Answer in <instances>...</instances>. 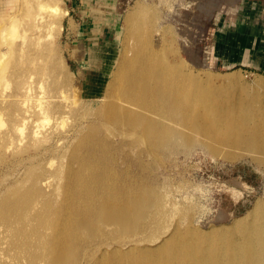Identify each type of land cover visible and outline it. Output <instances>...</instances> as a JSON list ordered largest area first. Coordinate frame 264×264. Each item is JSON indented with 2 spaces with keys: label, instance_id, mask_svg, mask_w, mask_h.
I'll list each match as a JSON object with an SVG mask.
<instances>
[{
  "label": "bare ground",
  "instance_id": "1",
  "mask_svg": "<svg viewBox=\"0 0 264 264\" xmlns=\"http://www.w3.org/2000/svg\"><path fill=\"white\" fill-rule=\"evenodd\" d=\"M149 9L138 4L131 11L126 20L134 21L129 41L122 44L120 58L114 62L115 68L99 95L102 103L88 110L92 109L95 118L101 116L127 126L126 136L132 133L135 139L155 148L202 136L209 140L207 145L215 155L233 160L248 154L264 161V113H257L250 102H243L241 93L234 95L228 90L237 88L236 73L222 77L229 83H215L216 78L210 74L205 78L192 72L178 54L169 28L160 26L157 17L146 19ZM69 14L61 0H17L15 7L4 10L0 37L5 47L0 49V62L9 52L39 55L36 71L28 72L38 73L40 66L44 79L34 89L23 88L19 79L13 91L0 99V117L5 113L10 116L7 128L0 134V145L12 141L18 133L22 136L24 127L28 128V135H38L48 119L53 122L50 132H56L61 117L82 109L74 106L82 99L76 101L73 90L66 91L63 84H57V77H52L58 67L66 69L64 60L52 62L57 52V38L52 32L63 31V20ZM26 33L30 43L25 49L19 48L13 39ZM20 68L19 74L26 79L27 71L23 73ZM2 71H8V64L2 65ZM48 79L52 80L51 86L43 90ZM263 85L260 78L252 87L244 85L242 89L261 99ZM21 100L27 101L21 103L23 107L19 106ZM72 129L74 126L68 131ZM54 134V140L59 142L60 133ZM77 160L82 161L80 168L87 161L86 156ZM96 181L92 180L88 188H96ZM77 186L81 189L83 183ZM105 193L112 191L103 190ZM110 196L112 201L100 204L91 193L84 200H76L70 207L72 213L62 222L70 220L52 225V232L48 231L52 199L47 194L38 189L7 196L0 202V264H264V224L255 222L264 216L263 199H258L236 221L235 229L219 233L217 242L223 249L211 255L199 241L213 237V233L197 234L192 228L188 232L193 233L194 239L184 236L178 227L149 239L151 242H142L147 238H131L150 227L154 210L161 211L162 198L154 190L121 191ZM115 197L120 198L123 207L114 204ZM228 226L218 228L225 232ZM238 232L240 237L235 235Z\"/></svg>",
  "mask_w": 264,
  "mask_h": 264
},
{
  "label": "rangeland",
  "instance_id": "2",
  "mask_svg": "<svg viewBox=\"0 0 264 264\" xmlns=\"http://www.w3.org/2000/svg\"><path fill=\"white\" fill-rule=\"evenodd\" d=\"M14 1L16 4L11 0H0V24L5 19L4 10L17 5V0ZM89 1L91 0H87V6H90ZM247 1L249 0H101L98 6L107 7L109 4L110 12L116 9L117 2V30L115 34L107 35V38L113 36L115 40L112 48L110 45L100 46L104 39L99 42L97 34L87 35L90 23L86 22L84 26L79 20L75 22L69 20V15L66 16L63 31L53 29L52 32L57 38L55 47L58 52L53 54L52 62L60 60L63 63L64 60L66 69L58 67L52 77H57V84H63L66 91L73 90L76 101L82 99L80 103L75 101L77 105L74 104L76 108L82 109L60 118L56 129L61 135L58 136L60 143L54 140L57 135L54 133L57 131L50 132L53 122L48 119L38 135H28V128L24 127L22 136L18 133L15 139L0 145V202L17 192H35L39 189L52 199L48 208L51 225L48 231L52 232V225L69 221L67 218L62 222V219L72 213L70 207L76 200H84L89 193L100 204L112 201L111 194L121 191L137 193L149 188L162 198L161 211L154 210L148 222L150 227L139 230L132 235V239L147 238L142 242H151L149 239L163 236L177 227L184 236L189 235L190 239H194L193 233L188 232L192 228L197 234L213 233V237L199 242L209 250V254H218L223 249L217 242L219 233L235 229L238 224L236 221L243 218L258 199L264 200L263 159L248 154L233 160L225 159L213 154L207 145L209 140L202 136L194 140H180L173 145L165 143V146L155 148L150 143L135 139L132 133L126 136L124 133L127 126L118 125L101 116L95 118L92 109L88 110V107H96L102 103L99 95L104 91L117 58H120L122 44L129 41L128 35L131 36L132 33L134 21L126 20L135 6L141 4L150 8L151 12L146 19L157 17L160 26L169 28L178 54L192 72L205 78L210 74L216 78L215 83L221 82L222 77L228 78L236 73L237 88L227 85L230 87L228 90H232L231 94L234 95L241 93L239 97L243 102H250L257 113H264V95L258 99L250 90L242 89L244 85L252 87L260 78L264 82V53L257 52L254 62H234V65H225L214 55L218 31L229 32L233 29L230 24L242 14V7ZM258 1L263 4L260 16L264 25V0ZM61 3L67 9L71 5L70 0H61ZM91 13L92 11L88 12L87 20L92 16ZM76 18L79 19L77 15ZM236 29V34L241 37L242 34ZM92 36H95L94 40H90ZM13 40L15 44H20L19 48L22 46L24 49L30 43L28 33ZM95 44L101 52H97L99 48L93 49L96 48ZM261 45L264 49V43ZM3 47L5 45L0 37V49ZM257 60L262 63L257 64ZM39 61V55L31 52L5 54L0 63L3 66L8 64V71L3 72L2 65L0 66V99L13 91L19 79L22 80L23 88L34 89L44 79L40 66L38 73L28 71H36ZM20 67H23V73L27 71L26 79L24 74H19L22 70ZM48 82L43 90H48L51 86L52 80L48 79ZM245 82L246 84H242ZM221 83L229 82L227 80ZM211 89L212 86L209 90ZM25 94L26 92L22 99ZM19 102L20 107H23L21 103L27 104L25 100ZM9 118L7 113L0 117V134L7 128L6 120ZM72 126L74 129L68 131ZM222 149L226 150V147ZM83 156H86L87 161L81 169L82 161L77 159ZM92 180H97L96 188H88L87 185ZM80 182L83 183L81 189L77 186ZM85 187L87 190L84 192L82 189ZM103 190H110L112 193L105 195ZM113 202L116 206L123 207L120 198L115 197ZM255 222L258 225L264 224V216ZM224 224L229 226L222 232L224 229L218 227ZM212 227L217 228L212 231ZM235 235L240 237L241 233ZM254 235L256 236V232Z\"/></svg>",
  "mask_w": 264,
  "mask_h": 264
},
{
  "label": "crops",
  "instance_id": "3",
  "mask_svg": "<svg viewBox=\"0 0 264 264\" xmlns=\"http://www.w3.org/2000/svg\"><path fill=\"white\" fill-rule=\"evenodd\" d=\"M70 2L71 5L68 7L70 12L69 20L72 19L75 22L79 20L81 25L84 26L86 22L90 23L91 28L87 35L97 34L96 39L99 42H101L100 39H104V42L100 46L109 47L110 45V48H112L115 40L113 36L107 38V35L115 34L117 30V19H119L117 2L116 9L112 10V12L109 11L111 10L108 8L109 4H107V7L102 6L103 8L98 6L101 4V0L99 3L98 0L89 1L90 6H87V0H70ZM262 5L258 0L247 1L242 7V14L235 17L232 24H230L233 29H230L229 32L225 30L218 31V37L214 42V55L225 65H234V62L243 64L250 63L251 61L254 62L256 61L254 58L257 56V52L264 53V49L261 47V44L264 43V25L260 16ZM89 11H92V16L88 17L87 20L86 16ZM76 15L79 19L76 18ZM236 28L242 34L241 37L236 34ZM94 37L92 36L90 40H94ZM95 47L93 48L94 50L99 48L97 44H95ZM99 51L101 52L100 48L97 52ZM260 62L257 60V64L260 65L262 63ZM98 81L100 80L98 79Z\"/></svg>",
  "mask_w": 264,
  "mask_h": 264
}]
</instances>
